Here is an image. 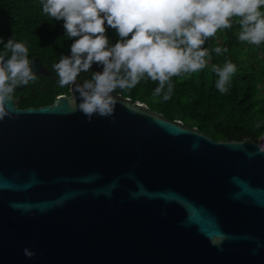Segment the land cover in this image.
<instances>
[{
  "label": "water",
  "instance_id": "water-1",
  "mask_svg": "<svg viewBox=\"0 0 264 264\" xmlns=\"http://www.w3.org/2000/svg\"><path fill=\"white\" fill-rule=\"evenodd\" d=\"M76 84L0 120V264H264V136L215 139L116 91L89 122Z\"/></svg>",
  "mask_w": 264,
  "mask_h": 264
},
{
  "label": "clouds",
  "instance_id": "clouds-1",
  "mask_svg": "<svg viewBox=\"0 0 264 264\" xmlns=\"http://www.w3.org/2000/svg\"><path fill=\"white\" fill-rule=\"evenodd\" d=\"M42 4L44 13L64 22L68 37H78L70 46V55L61 56L53 66L60 86L76 84L79 73L88 72L93 64L102 67L93 72L91 80L76 84L78 109L89 122L94 116L112 117L117 103L112 93L117 88H134L145 75L159 82L154 95L163 93L164 100L170 99L171 77L203 69L209 56L205 41L219 29L231 28L233 17L239 18L240 41L264 42V12L260 10L264 0H42ZM105 22L120 37L111 47ZM4 48L0 120L14 114L10 102L15 89L36 78L23 43L12 37ZM213 50L219 54L227 48ZM214 71L219 77L217 89L226 92L236 66L227 61L223 67L214 66ZM24 254L35 256L28 248Z\"/></svg>",
  "mask_w": 264,
  "mask_h": 264
},
{
  "label": "trees",
  "instance_id": "trees-1",
  "mask_svg": "<svg viewBox=\"0 0 264 264\" xmlns=\"http://www.w3.org/2000/svg\"><path fill=\"white\" fill-rule=\"evenodd\" d=\"M260 10L264 12V7ZM238 19L233 17L231 28H221L205 41L203 47L208 49L209 56L205 58L207 64L203 69L171 77L170 99L164 100L163 93L154 95L159 82L146 75L134 88L115 91L146 102L168 118L197 126L215 139L264 136V42L255 45L240 41ZM63 24L43 12L42 0H0V54H5L4 44L14 37L15 42L27 47L30 64L38 56L52 72L49 75L38 73L28 85L15 89L20 107L45 105L59 94L70 93V84L61 87L53 67L61 56L70 55V46L78 39L68 37ZM105 28L111 47L120 37L106 22ZM216 47L227 48V51L217 54L213 50ZM227 61L236 66V71L229 77L227 91L220 92L216 87L219 77L214 66L223 67ZM92 74L91 68L76 78L91 80Z\"/></svg>",
  "mask_w": 264,
  "mask_h": 264
}]
</instances>
